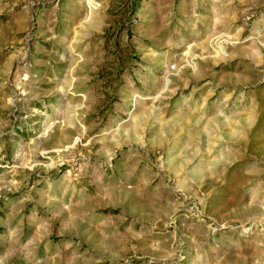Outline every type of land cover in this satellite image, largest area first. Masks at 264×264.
Returning a JSON list of instances; mask_svg holds the SVG:
<instances>
[{"label": "rangeland", "instance_id": "374dc122", "mask_svg": "<svg viewBox=\"0 0 264 264\" xmlns=\"http://www.w3.org/2000/svg\"><path fill=\"white\" fill-rule=\"evenodd\" d=\"M0 264H264V0H0Z\"/></svg>", "mask_w": 264, "mask_h": 264}]
</instances>
